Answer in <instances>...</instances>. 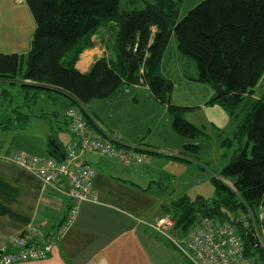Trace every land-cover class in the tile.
<instances>
[{
    "label": "trees",
    "instance_id": "16d2710c",
    "mask_svg": "<svg viewBox=\"0 0 264 264\" xmlns=\"http://www.w3.org/2000/svg\"><path fill=\"white\" fill-rule=\"evenodd\" d=\"M25 1L36 25L26 67L19 55L0 54V78L14 80L20 74L23 80L65 93L91 125L86 106L92 100L106 99L124 84L145 85L166 105L176 133L190 140L184 154L199 152L194 140L202 133L183 117L188 108L173 104V83L161 70L173 35L181 55L197 66L193 80L227 92L209 103L220 102L231 116H242L235 135L247 140L240 141L221 173L233 187L215 177L212 201L192 204L181 198L169 212L174 231L183 235L205 218L229 221L244 240L246 256L253 264H264V247L245 228L264 201V86L252 97L264 79V0H203L182 20L183 0H156L144 10H121L120 0ZM110 23L117 27L114 56L98 60L82 74L76 69L81 53Z\"/></svg>",
    "mask_w": 264,
    "mask_h": 264
},
{
    "label": "crops",
    "instance_id": "0c3cea01",
    "mask_svg": "<svg viewBox=\"0 0 264 264\" xmlns=\"http://www.w3.org/2000/svg\"><path fill=\"white\" fill-rule=\"evenodd\" d=\"M7 2L13 10L3 20L8 26L7 31L13 22L20 24L9 32L11 41L15 42L9 45L0 42V54L21 56L25 70L36 25L25 0H0V7ZM25 26L29 29L25 30ZM116 33L115 23H110L93 35L91 45L81 53L76 69L88 74L98 60L113 57ZM1 34L0 28V38ZM24 36L23 47L19 40ZM185 62L190 65L191 72L184 69ZM161 70L173 83L172 102L177 106L197 109L216 97L212 86L193 80L198 75L197 66L181 55L174 35L164 53ZM176 83L180 87L185 84L188 94H199V102L175 100ZM0 87L2 91L8 87L11 99L8 105L0 104V250L4 253L13 249L10 238L29 226H36L46 233L56 232L70 206L65 180L55 186L46 185L36 174L12 159L19 153L42 159H61L73 136L66 117L71 100L65 93L23 80L20 74L14 80L0 78ZM33 101L35 104L41 102L36 110L32 108ZM22 106L28 111L18 113ZM86 110L104 132L117 137L121 146L140 144L145 147L148 160L143 164L124 165L95 152L86 153L85 159L97 171L94 188L99 203L80 205L73 227L56 243L48 258L17 264H189L170 240L136 219L154 223L168 214L177 195L164 190L160 183L158 186L151 174L156 169L155 157L151 159V156L174 160L177 159L173 157H186L183 150L190 140L176 133L166 105L156 100L145 85L124 84L110 97L92 100ZM146 112L155 122L142 128L137 124V117ZM162 124L164 131L152 141L158 125ZM151 125L155 127L153 134ZM186 159L193 162L191 157Z\"/></svg>",
    "mask_w": 264,
    "mask_h": 264
},
{
    "label": "built area",
    "instance_id": "2783aa9c",
    "mask_svg": "<svg viewBox=\"0 0 264 264\" xmlns=\"http://www.w3.org/2000/svg\"><path fill=\"white\" fill-rule=\"evenodd\" d=\"M2 95L0 87V100ZM66 117L73 140L66 149L64 159H42L19 153L12 161L36 174L46 185L55 186L65 180L66 194L70 200L68 213L54 233H46L36 226H29L11 237L9 243L13 249L4 251L1 255L2 264L48 258L56 243L73 227L80 205L84 202L99 203V196L94 188L97 171L85 159L86 153L95 152L103 158L119 160L124 165L143 164L148 160L145 147L140 144L121 146L117 137L104 132L94 118V125H91L79 106L69 107ZM136 220L170 240L189 264H253L245 254L243 238L229 221L205 218L179 242L172 235L175 227L172 216L165 215L154 223ZM250 221L245 228L252 231L258 243L264 247V201L257 216L250 214Z\"/></svg>",
    "mask_w": 264,
    "mask_h": 264
},
{
    "label": "rangeland",
    "instance_id": "374dc122",
    "mask_svg": "<svg viewBox=\"0 0 264 264\" xmlns=\"http://www.w3.org/2000/svg\"><path fill=\"white\" fill-rule=\"evenodd\" d=\"M202 1L203 0H184L180 7L181 15H179V20H182L191 9H193ZM155 2L156 0H120V8L121 10H144L149 4ZM0 8V18L2 19L0 22V28L2 31L0 42L4 45H9L11 42H15L11 41L9 32L11 30L14 31L15 27L18 28L20 22L18 21L16 24L13 22L12 25L9 26L10 30L8 32V26L4 24L3 20L8 18L9 11L11 14L13 13L12 5L7 2V5L4 4ZM5 12L6 17H4ZM28 29L29 27L27 28L25 26V30ZM34 31L35 27L33 28V33ZM16 40L17 42L20 41L23 47L25 46L26 36L21 38L19 41L18 38H16ZM184 69L191 72L190 65L187 62L184 64ZM176 86L175 100H178V102L189 101L193 102V104L199 102V94L196 96L188 94L187 86L185 84L180 87L179 84L176 83ZM263 86L264 79L257 88L255 95L252 96L253 98H257L260 95ZM6 88L7 89L4 91L2 96L3 98L0 100V104L8 105L11 99L7 91L9 89L8 87ZM40 103L41 102H39V104H35L33 101V110H36L38 107H40ZM27 111L28 108L26 106H22L18 109V113H25ZM240 114L241 113L238 112L236 116H231L229 111L220 102L208 103V105L198 107L197 109H186L183 113V117L189 123L198 127L202 133L199 138L194 140L195 143H198L200 150L198 153H195V155H187L193 159V162L190 160L181 161L163 156L152 155L151 159L152 157H155L154 159L156 160V163H154L156 169H154L155 171L151 174L154 180L158 182V186L160 183L164 190L168 189V191L171 192L173 196L177 195L175 201L181 198H187L188 202L190 201L192 204L196 203L198 200L209 202L216 197V187L213 183V178L215 177L220 179L228 186L233 187L231 181L224 180L225 178L222 177L221 173L223 168L230 164L236 149L239 148L240 141H242V144H245L247 140L246 137L239 139L236 138L235 135L237 131V125L242 118ZM150 119L151 116H149L147 112L140 114L137 117V124H141L142 128H147L151 122H155L154 118L151 120ZM152 126L153 125H151V127ZM154 128L155 127L153 126L152 134ZM160 131H164L163 124L160 126L158 125V130L152 136V141L153 139L161 136L159 134ZM143 140L146 141L147 138L144 137ZM171 214H173L172 209L170 212H168V214L165 215L171 216ZM181 232L183 231L180 229L177 231H172L173 237L179 242H182L186 236Z\"/></svg>",
    "mask_w": 264,
    "mask_h": 264
},
{
    "label": "water",
    "instance_id": "95a60500",
    "mask_svg": "<svg viewBox=\"0 0 264 264\" xmlns=\"http://www.w3.org/2000/svg\"><path fill=\"white\" fill-rule=\"evenodd\" d=\"M213 89L216 93V99H220L222 97H224L225 95H227V92L225 90H223L222 88H219V87H216V86H213ZM65 158V154H62L61 155V159H64ZM3 253L2 250H0V255Z\"/></svg>",
    "mask_w": 264,
    "mask_h": 264
}]
</instances>
